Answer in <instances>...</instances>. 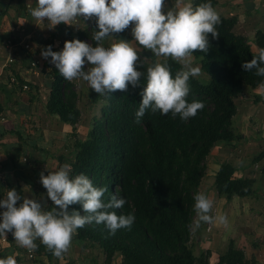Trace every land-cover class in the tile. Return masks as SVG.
Instances as JSON below:
<instances>
[{"label": "trees", "instance_id": "16d2710c", "mask_svg": "<svg viewBox=\"0 0 264 264\" xmlns=\"http://www.w3.org/2000/svg\"><path fill=\"white\" fill-rule=\"evenodd\" d=\"M17 2L20 7L24 4V0ZM208 2L191 1L194 7ZM210 2L215 8L216 0ZM219 16L218 38L209 34L208 51L192 54L208 79L190 77L187 100L201 101L205 107L186 121L178 114L173 117L171 112L162 115L160 111L153 113L148 109L140 123L135 122L141 93L147 84V69L157 63L154 58L149 61L140 58L136 70L144 75L138 87L129 84L127 91L117 90L101 96L89 86V97L92 104L100 106V115L92 118L83 140L76 138L75 126L81 119L77 105L79 92L73 81L64 79L55 66H50V57L44 59L50 79L46 113L73 128L70 136L74 139V152L67 163L71 165V177L84 174L95 187H107L103 201L108 202L116 194L127 201L121 209H115L116 214L135 216L130 229H119L114 235L109 234L105 224L95 222L77 229L73 235L71 245H78L81 250L97 249L104 264H111L117 257L120 264H208V253L196 257L190 245L196 212L194 197L206 174V158L215 145L236 137L232 125L237 112L234 100L246 87L264 84V77L256 75L255 69L246 72L241 67L264 49V32L256 33L255 44L259 51L254 52L247 39L234 32L236 18ZM94 31H98L95 20L84 30L68 33L67 41L78 39L95 46ZM49 45L52 46L51 41H47L45 47ZM52 51L57 52L53 48ZM163 63L169 66L173 78L182 68L170 57ZM262 158L264 151L256 157L257 160ZM214 188L217 196L227 200L255 194L253 181L234 177V168L229 163L220 165ZM52 207L49 200L45 210ZM71 211L87 215L79 203L69 206ZM6 235L7 238L11 236L10 233ZM38 240L35 241L38 248L34 251L33 264H44L43 258L49 264H70L60 263L61 258H56ZM19 256L18 260L22 261L23 255ZM216 264L249 263L243 251L230 241Z\"/></svg>", "mask_w": 264, "mask_h": 264}, {"label": "clouds", "instance_id": "9594fccd", "mask_svg": "<svg viewBox=\"0 0 264 264\" xmlns=\"http://www.w3.org/2000/svg\"><path fill=\"white\" fill-rule=\"evenodd\" d=\"M37 6L29 8L30 15L38 21L47 19L54 27L61 23L72 25L77 18L85 21L95 18L98 31H94L95 46L78 39L65 41L62 51H52L47 46L41 51L43 59L49 57L60 75L68 81L82 79L91 89L101 96L109 93L127 91L128 85L139 86L144 73L136 70L140 59L133 42L114 39L109 47L104 40L112 38L131 27L134 41L142 48L150 50L155 56L170 57L180 63L182 68L175 77L166 63H156L147 69V84L141 96L139 110L135 113V122L140 123L146 110L162 115L177 114L182 120L195 117L205 104L193 100L188 102L190 93L189 79L200 74L199 67H193L189 59L196 51L206 53L210 47L209 34L215 39L219 33V13L210 0L193 6L187 3L178 10L164 12L165 0H36ZM113 39V38H112ZM87 66V67H86ZM246 72L256 70V75L264 77V49L257 57L241 65ZM71 165L64 164L47 176L40 174V183L46 189L47 198L52 202L51 210L47 202L22 198L13 188L7 191L6 198L0 199V237L12 233L19 246L29 252L37 250V239L56 258H63L72 244L77 229L87 224H105L110 235L122 228L130 229L135 216L117 215L115 209H121L127 201L114 194L108 202L103 201L107 187H95L84 174L75 178L71 175ZM195 211L201 222H218L227 225L226 215H210L213 201L202 192L195 197ZM22 201V203L18 202ZM82 204L84 213L69 212V206ZM111 210V211H110ZM0 264H17L14 255L0 258Z\"/></svg>", "mask_w": 264, "mask_h": 264}, {"label": "crops", "instance_id": "0c3cea01", "mask_svg": "<svg viewBox=\"0 0 264 264\" xmlns=\"http://www.w3.org/2000/svg\"><path fill=\"white\" fill-rule=\"evenodd\" d=\"M174 1L170 0L169 4L173 5ZM183 1L187 4L192 0ZM23 5L20 7L17 0H0V199L6 198L7 191L13 188L22 198L35 197L38 193V199H41L44 195L41 172L47 176L72 159L74 139L70 134L73 128L45 110L50 79L49 67L44 65L41 51L46 49L47 41L52 42V48L57 52L62 51L68 33L84 30L95 20L77 18L72 25L61 23L53 27L47 19L41 22L30 15L28 9L37 6L36 0H24ZM216 6V10L221 9L217 12L222 16L236 18L234 32L244 36L252 51L258 52L255 35L258 31L264 32V0H216ZM179 8L177 6L175 10ZM133 26L122 33L112 34L113 39L108 38L103 42L104 46H110L118 37L133 42L136 47L130 33ZM7 41L15 46V51ZM24 45H28V49ZM10 57L13 62L5 68L3 65ZM9 69L17 83L9 81ZM80 80L82 82V79L73 80L75 87ZM23 85H27L28 90H23ZM234 103L237 112L232 125L236 137L211 149L206 158V174L198 188V192L213 201L210 215H226L228 224L201 222L197 229L195 212L190 245L196 257L207 252V263L216 264L232 241L243 251L249 264H264V159H256L264 151V84L256 88L246 87ZM242 151L244 156L241 158ZM237 155L240 157L233 159ZM223 163L233 166L234 177L253 181V196H234L229 200L217 196L215 174ZM19 203L22 201L17 206ZM3 211L5 209L0 208V214ZM7 239L5 244L0 243V258L14 255L17 264H23L18 259L25 248L19 246L12 234ZM72 248H69V253L77 254ZM71 254L64 255L63 258L67 257L65 263L73 264L77 260ZM87 258V263H91L94 257L86 256L85 260ZM96 260L97 264H104L102 257ZM111 264H120V258Z\"/></svg>", "mask_w": 264, "mask_h": 264}, {"label": "rangeland", "instance_id": "374dc122", "mask_svg": "<svg viewBox=\"0 0 264 264\" xmlns=\"http://www.w3.org/2000/svg\"><path fill=\"white\" fill-rule=\"evenodd\" d=\"M169 1L170 0H165V4H164V12L165 13L167 11H169V10H175L177 6L183 7L185 5V2L183 0H175V1L172 0V1H174L173 5H170ZM175 5H176V7H175ZM216 7L219 8L218 6H216ZM217 10H219V9H217ZM220 10H219V12H220ZM223 11H226V10H223ZM234 13H236V12H234ZM260 14L258 15V17L261 16ZM107 39H105L104 42H107L108 41ZM115 39L118 40V37H115ZM106 47H109V46H106ZM136 48L138 49L137 51H138L139 57L142 54L143 56L141 57V59H146V61H149L150 59L154 58L157 63H163L164 61H166V59L169 58V57H163V56H159V57L155 56L150 50L144 49V48H142V46H138V44H136ZM189 59L191 60V65L193 67H199V63L192 56ZM195 77H197L199 79H208L207 75L203 74L201 71H200V74L195 76ZM76 86L77 87H75V88L79 92V99H78V104L77 105H78V107H79V109L81 111V119H80L79 123L77 124V131L75 130L76 132H74V133L76 134V138H79V139L82 138V140H83L85 138V136L87 135V133L89 131V128L91 127L92 118L98 117L100 115V112L98 110V108H100V106L98 104H92L91 99L89 97V90H88L90 85L87 82H85L83 80L81 82V80H80V82ZM26 90H28V88ZM75 129H76V126H75ZM243 152L244 151L241 152V158L244 156ZM239 157L240 156L237 155V156H234L233 159L239 158ZM262 159H264V158H262ZM46 193L47 192L43 191L44 195H43V197H41V199H38V197H40L38 193L35 195V197H34V195H32V197H29V199H33V200L36 199L37 201H40V200L43 199L42 202L46 201L47 204H48L49 203V199L47 198V194ZM71 248H72V246H71ZM74 249L76 250L75 253H77V254H73V253L71 254V253H69V250L67 251V253H65L67 255L71 254L72 257H77L76 258L77 260H74V263L72 261L73 264H83L84 261H86V264H97L96 258L100 257L99 256V252L97 251V249L94 248V249L81 250V247L78 246V245L74 246L72 248L73 251H74ZM19 250L21 251L22 248H20ZM86 256L94 257L93 261H92L93 263L92 262L91 263H87L88 258L85 260ZM66 259H67V257L66 258H62V259L59 260V262L61 261L60 263H65L64 260H66ZM43 261H44V264H49L48 261L45 258H43ZM22 262H23V264H28L27 261L24 258L22 259Z\"/></svg>", "mask_w": 264, "mask_h": 264}, {"label": "built area", "instance_id": "2783aa9c", "mask_svg": "<svg viewBox=\"0 0 264 264\" xmlns=\"http://www.w3.org/2000/svg\"><path fill=\"white\" fill-rule=\"evenodd\" d=\"M7 44L11 45L10 41H7ZM12 47H13V51H15V46L13 45ZM24 48L28 49V45H24ZM12 62H13V58L10 57V58H8L6 60V62L4 63L3 66L5 68H9V66H10V64ZM8 77H9V81L11 83H17V80H16L15 76L13 75V73H12V71L10 69L8 70ZM22 88H23V90H26L28 88V86L27 85H23ZM10 234H12V233H10ZM6 242H7V235L5 237H1V239H0V243L1 244H5ZM22 255L26 259V261H28V262L31 261V264H33L32 261L35 259V256H36L34 252H29L28 249L25 248V250H24Z\"/></svg>", "mask_w": 264, "mask_h": 264}]
</instances>
